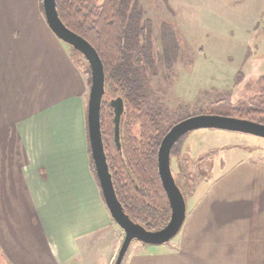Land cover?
I'll return each instance as SVG.
<instances>
[{"label": "crops", "instance_id": "0c3cea01", "mask_svg": "<svg viewBox=\"0 0 264 264\" xmlns=\"http://www.w3.org/2000/svg\"><path fill=\"white\" fill-rule=\"evenodd\" d=\"M84 87L39 0H0V256L6 264H110L111 244L120 245L119 226L80 145ZM14 92L20 100L10 107L6 95ZM199 190L168 242L133 240L121 264H264V158L240 159ZM111 232L112 240L102 243ZM89 244L102 249L81 259Z\"/></svg>", "mask_w": 264, "mask_h": 264}, {"label": "rangeland", "instance_id": "374dc122", "mask_svg": "<svg viewBox=\"0 0 264 264\" xmlns=\"http://www.w3.org/2000/svg\"><path fill=\"white\" fill-rule=\"evenodd\" d=\"M138 2L142 10L140 23L150 30L154 61L153 67L146 66L143 75L145 109H165L170 113L169 121H174L178 116L200 114L199 111L211 106L219 109L214 104L219 99L233 104L259 93L258 78L264 67V0ZM170 36L172 42H176L177 50L172 65L168 67L165 58L167 54L173 55L169 51ZM140 40L145 42L144 35ZM64 45L71 58L73 56L85 85L80 97L84 114L80 122V145L89 162L86 127L89 84L83 75L88 64L80 53L74 54L67 44ZM6 97L10 107L20 100V95L15 92L7 93ZM113 98L104 93L106 102ZM251 155L264 158V138L215 128L188 132L179 154L170 157L171 172L186 206L199 196L200 185L203 191L219 172ZM117 231L119 235L116 233V236L122 241L124 233L120 227ZM108 235V238L101 239L102 243L112 240V232ZM136 243L134 241L130 245ZM111 245L110 264H113L120 245L115 249L114 244ZM93 246H82L80 258H96L92 251L97 248ZM101 249L98 247L97 250ZM106 255L108 257L105 252L99 257ZM0 264H6L1 256Z\"/></svg>", "mask_w": 264, "mask_h": 264}, {"label": "trees", "instance_id": "16d2710c", "mask_svg": "<svg viewBox=\"0 0 264 264\" xmlns=\"http://www.w3.org/2000/svg\"><path fill=\"white\" fill-rule=\"evenodd\" d=\"M39 4L43 13L42 0ZM55 5L64 25L86 39L97 51L104 69L105 93L123 101L119 149L113 138L112 108L104 96L100 107L102 142L116 196L131 220L148 230H157L167 223L170 216L169 203L158 175L157 151L165 132L184 117L169 121L171 117L167 110L144 108L146 88L143 75L146 66L153 67L154 61L150 30L140 23L142 10L139 2L55 0ZM141 35H144L145 42H141ZM172 40L170 36L169 41ZM170 44L169 51L173 55L167 54L165 58L168 67L172 65L177 50L175 41ZM70 49L74 54L79 53L72 47ZM83 75L90 84L87 65ZM258 84L259 93L246 100L231 104L219 99L214 103L219 109L211 106L199 113L234 116L264 124V67ZM185 137L186 134L174 143L170 157L179 154ZM89 163L96 178L91 156Z\"/></svg>", "mask_w": 264, "mask_h": 264}, {"label": "water", "instance_id": "95a60500", "mask_svg": "<svg viewBox=\"0 0 264 264\" xmlns=\"http://www.w3.org/2000/svg\"><path fill=\"white\" fill-rule=\"evenodd\" d=\"M42 8L45 21L54 35L60 41L79 52L89 66L90 84L86 106L87 139L95 175L104 203L112 220L124 233L113 262V264H121L133 240L150 245L166 243L178 232L184 221L186 214L185 199L175 182L170 167V150L181 136L197 129L215 128L252 134L264 138V124L249 119L210 113L190 115L172 124L162 136L157 151V170L169 203L170 216L163 227L157 230L146 229L143 225L131 220L124 211L116 196L108 169L100 129V107L105 93L102 61L97 51L86 39L64 25L58 16L55 0H42ZM109 104L113 113L114 143L119 149V128L121 116L124 113V105L120 97H114L110 100Z\"/></svg>", "mask_w": 264, "mask_h": 264}, {"label": "flooded vegetation", "instance_id": "af4514ba", "mask_svg": "<svg viewBox=\"0 0 264 264\" xmlns=\"http://www.w3.org/2000/svg\"><path fill=\"white\" fill-rule=\"evenodd\" d=\"M177 122V121H176ZM174 124V123H173ZM187 134V133H186Z\"/></svg>", "mask_w": 264, "mask_h": 264}]
</instances>
